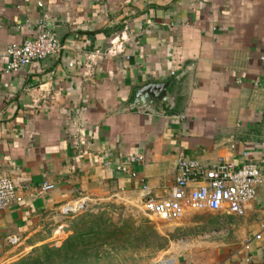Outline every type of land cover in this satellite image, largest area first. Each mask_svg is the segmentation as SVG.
Returning <instances> with one entry per match:
<instances>
[{
    "label": "crops",
    "instance_id": "obj_1",
    "mask_svg": "<svg viewBox=\"0 0 264 264\" xmlns=\"http://www.w3.org/2000/svg\"><path fill=\"white\" fill-rule=\"evenodd\" d=\"M43 3L0 0V52L39 21L61 45L7 73L0 58V176L22 197L0 210V264L44 244L64 209L166 198L179 155L252 163L263 183L242 216L186 209L162 220L177 235L157 260L262 264L264 0ZM125 28L124 52L85 78L79 64Z\"/></svg>",
    "mask_w": 264,
    "mask_h": 264
},
{
    "label": "built area",
    "instance_id": "obj_2",
    "mask_svg": "<svg viewBox=\"0 0 264 264\" xmlns=\"http://www.w3.org/2000/svg\"><path fill=\"white\" fill-rule=\"evenodd\" d=\"M35 2L38 7L43 8V0H35ZM127 40L125 28L119 35L113 36L106 47L94 49L86 60L79 64L81 68L83 67L82 75L88 79L98 61L122 54ZM60 48L61 45L55 34L45 30L44 22L39 21L34 36L20 43H8L0 52V58L6 60L3 71L7 73L50 57L57 54ZM261 60H264V53ZM69 66L72 67L74 64L69 63ZM262 183L260 170L252 163L235 164L233 161L219 159L212 165H206L179 155L176 161V175L169 195L164 199H145L142 207L148 215L165 221L180 219L186 209L242 216L247 204L254 199L256 190ZM40 188L47 191L52 186L43 183ZM21 200L22 197L12 181L8 177L0 176V210ZM79 209L81 207L76 210ZM67 211L64 209L63 213ZM252 239L260 240L261 235L255 234ZM16 240L10 239V242L15 243ZM262 261L264 264V248H262ZM149 264H162V262L157 260Z\"/></svg>",
    "mask_w": 264,
    "mask_h": 264
},
{
    "label": "rangeland",
    "instance_id": "obj_3",
    "mask_svg": "<svg viewBox=\"0 0 264 264\" xmlns=\"http://www.w3.org/2000/svg\"><path fill=\"white\" fill-rule=\"evenodd\" d=\"M79 207L63 213L43 232L47 238L44 244L3 264H18L20 259L35 254L43 258L45 253L52 254L44 259L45 264H148L160 258L158 252L177 235V232L166 234L168 222L148 215L143 208L126 209L114 202L76 210ZM72 238H76L72 249L57 252ZM134 238L145 239L146 245L135 244Z\"/></svg>",
    "mask_w": 264,
    "mask_h": 264
},
{
    "label": "trees",
    "instance_id": "obj_4",
    "mask_svg": "<svg viewBox=\"0 0 264 264\" xmlns=\"http://www.w3.org/2000/svg\"><path fill=\"white\" fill-rule=\"evenodd\" d=\"M82 237V236H81ZM144 238H146V237H144ZM76 238H72V239H70V240H67L66 241V243L61 247V249L60 250H58L57 252H62L63 250H65V251H68L69 249H72L73 247H74V245H75V243H73V241L75 240ZM135 240H136V242H135ZM134 242H135V244H139V243H143V244H145L146 245V243H145V239H143V238H141V239H138V238H134ZM83 244H87V243H83ZM137 246H139V245H137ZM45 253V252H44ZM71 254H74V253H72V252H70ZM52 254H50V255H47L46 256V253H45V255H43V258H42V256H40V255H34L33 257H30V258H22V259H20L17 263L18 264H45L44 263V259L46 258V257H49V256H51Z\"/></svg>",
    "mask_w": 264,
    "mask_h": 264
}]
</instances>
